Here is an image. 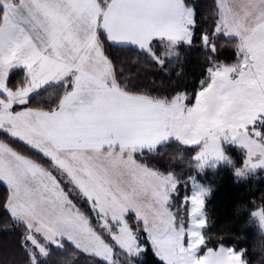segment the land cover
<instances>
[{"label": "snow or ice", "instance_id": "snow-or-ice-1", "mask_svg": "<svg viewBox=\"0 0 264 264\" xmlns=\"http://www.w3.org/2000/svg\"><path fill=\"white\" fill-rule=\"evenodd\" d=\"M215 10V34L223 27L239 44L237 60L243 62L237 79L231 80L233 69L209 68V80L201 81L194 98L184 92L152 98L120 90L115 56L105 49L130 45L156 56L164 36L191 46L195 3L0 0V182L7 186L2 207L12 224L23 226L16 247L24 264H39L41 258L54 264L55 255L66 253L86 256L91 264H117L119 256L149 250L158 264H247L244 249L195 254L205 241L199 232L176 226L171 198L178 195V182L162 174L157 162L143 159L172 136L199 148L201 162L224 159L217 141L223 135L246 149L244 168L264 165V112L246 121L233 118L249 101L264 102V0H215ZM17 70L23 76L14 80ZM49 90H58L55 98L40 99ZM16 144L56 162L90 212L123 205L126 227L120 235L107 234L108 223L97 230L95 217L79 212L60 179ZM62 152L68 161L59 158ZM182 203H190L189 217H195L204 201L198 192ZM252 214L264 229V209Z\"/></svg>", "mask_w": 264, "mask_h": 264}, {"label": "trees", "instance_id": "trees-1", "mask_svg": "<svg viewBox=\"0 0 264 264\" xmlns=\"http://www.w3.org/2000/svg\"><path fill=\"white\" fill-rule=\"evenodd\" d=\"M185 3H195L198 12L196 34L192 37L191 46L182 40L170 42L167 39H159L155 47L156 56L134 51L131 46L119 50L105 49L115 56L116 79L121 91L152 98H164L173 93L184 92L194 98L201 81L207 76L208 68L240 63L241 60H237V40L224 34L216 35L213 31L217 19L215 0H185ZM203 32H206L207 36H203ZM205 37L206 44L203 42ZM22 76L23 71L17 70L14 80ZM57 91L49 90V93L40 99H54ZM14 147L60 179L69 198L78 206L79 212L85 218L94 216V227L97 230L102 229L100 220L103 216L90 212L88 201L65 175H61L52 161L20 144ZM197 150L198 148L188 147L180 141L169 140L143 159L153 164L157 162L162 174L171 175L178 182V195L174 194L171 198L172 210L175 213L186 207L182 200L190 193L191 177L197 176L202 183L211 186V193L205 199L208 219L203 229L205 248L216 249L222 244L236 250L244 249L247 264H264V233L252 217L254 210L264 209V171L237 177L233 170L243 164V151L236 146L226 145L225 154L229 163L198 174L194 160ZM6 197L7 187L0 182V264H24L23 254L16 247V239L23 232V226L17 227L7 217L2 207ZM107 219L111 221L110 218ZM129 219L134 223V217L130 216ZM115 259L117 264H158V258L150 250L139 257L119 256ZM53 261L54 264H91L90 258H73L69 253H66L64 258L57 254ZM39 264H46V260L41 258Z\"/></svg>", "mask_w": 264, "mask_h": 264}, {"label": "rangeland", "instance_id": "rangeland-1", "mask_svg": "<svg viewBox=\"0 0 264 264\" xmlns=\"http://www.w3.org/2000/svg\"><path fill=\"white\" fill-rule=\"evenodd\" d=\"M220 33L224 34L227 37H233L232 34L230 32H228L227 30H225L223 27H221ZM203 42L206 44V42H207V38L206 37L204 38ZM242 62L243 61L241 60L240 63L236 64V65H232V66H224V65L212 66L210 68L217 69V70L224 69V68L233 69L234 71H233V74L231 76V80L235 81L237 79L239 73H240ZM208 80H209V74L207 72V76L202 81L207 82ZM259 112H264V102H256L255 100H251V101H249V107L241 108L234 115L233 118L238 120V121H246L247 119H249L250 117L254 116L256 113H259ZM227 134L228 133L225 132V135H227ZM170 140H174V139H170ZM177 141H179V140H177ZM217 141H218V143L220 145V151L223 153L224 159H216L215 157H208L207 159H203L202 158L203 162H201V159H196V154L199 151V148H198L196 154L194 155V160H195V163H196V171H197L198 174H202L206 169H214V168H216L219 165L228 164L229 163L228 157L225 154V146L226 145L236 146V147L240 148L243 151V154H244L243 164L240 167H235L234 170H233L234 174L237 177L242 178V177H246V176H248L250 174L256 173L258 171H264V165H259L258 167L254 168V169L253 168H244V161H245V159H247V151L238 142H236V141H234V140H232L230 138L229 139H225L223 135H218L217 136ZM180 142H182V141H180ZM200 147L202 148L203 144H201ZM237 169H241L242 170V174L237 175L236 174L237 173ZM66 177L68 178V176H66ZM68 180L70 181L71 184H73L75 186V184L69 178H68ZM189 183H190V193H189L188 197H191V195H194V194H196L198 192L201 193L202 194V199L204 201L203 207H202V209H201V211H200V213L198 215H196L195 217H189L188 211H189V208H190V203H186L185 209L182 207L181 211H179V213H176V217H177L176 226L178 228L182 226L185 229L186 232L187 231H197V232H199L201 237H203L204 241H205L206 239H205V237L203 235V229L208 223V219H207L206 212H205V199L211 193V186L202 183L197 178V176L191 177L189 179ZM123 210H124V206L120 205V204H105L104 206L100 207V214L103 216V218L101 217L100 223L102 225H105L106 223L112 225V232L108 233L109 235H113V234L120 235L119 230L121 228H123V227H126V222H125V220H124V218L122 216ZM106 217L110 218L111 221L108 220ZM252 217L255 220L257 226L264 233V229H262L260 227L257 218L253 214H252ZM200 219H204L205 224L202 227H196L195 224H193L192 221L193 220H200ZM204 245H205V243L202 246H200L199 249L196 250V252H195L196 255H203L207 251L208 248H205ZM221 247H223V248H233V247H230V246L228 247V246L220 244L215 250H218ZM237 251H239V250H237Z\"/></svg>", "mask_w": 264, "mask_h": 264}, {"label": "crops", "instance_id": "crops-1", "mask_svg": "<svg viewBox=\"0 0 264 264\" xmlns=\"http://www.w3.org/2000/svg\"><path fill=\"white\" fill-rule=\"evenodd\" d=\"M161 39H167V40H170V38L169 37H167V36H164L163 38H161ZM130 46V45H129ZM123 92V91H122ZM128 94V93H127ZM129 95H132V94H129ZM132 96H138V95H132ZM170 139H174V140H177V138L175 137V136H172V137H170L169 138V140ZM42 147V149H48L49 148V146L48 145H42L41 146ZM59 158L60 159H62V160H64V161H68V155L66 154V153H60L59 154ZM52 163L59 169V167L57 166V164H56V162H53L52 161ZM60 170V169H59Z\"/></svg>", "mask_w": 264, "mask_h": 264}, {"label": "clouds", "instance_id": "clouds-1", "mask_svg": "<svg viewBox=\"0 0 264 264\" xmlns=\"http://www.w3.org/2000/svg\"><path fill=\"white\" fill-rule=\"evenodd\" d=\"M237 174V173H236ZM237 175H240V174H237Z\"/></svg>", "mask_w": 264, "mask_h": 264}]
</instances>
